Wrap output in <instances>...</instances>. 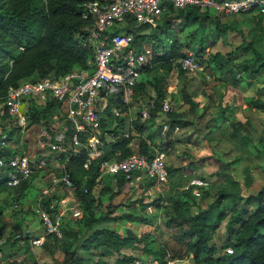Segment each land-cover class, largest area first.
I'll use <instances>...</instances> for the list:
<instances>
[{"label": "rangeland", "instance_id": "rangeland-1", "mask_svg": "<svg viewBox=\"0 0 264 264\" xmlns=\"http://www.w3.org/2000/svg\"><path fill=\"white\" fill-rule=\"evenodd\" d=\"M206 14L190 24L184 15L172 14L168 25H164L167 15H163L156 26L134 28V46L148 52V56L153 55L155 39L159 38L164 42V49L181 45L183 54L192 53L203 69L184 72L178 59L171 70L158 66L139 79L146 85V93L142 95L148 100L149 95L155 94L151 83L156 77L157 84L165 91L164 98L173 103L174 111L182 114L180 120L188 125L183 128L179 122L175 139L165 138L164 142L156 143V148L165 154L167 181L153 184L148 177L133 178L137 176L134 172L125 177L127 181L133 178V183L129 181L120 187L114 177L104 175L100 185L95 187L97 215L106 212L117 217L132 213L145 219L144 222L109 220L94 225V228L108 227L123 236L131 232L140 238L134 246L120 250L121 255L135 257L133 264H156L146 249L164 253L168 264L194 263L190 261L193 255L186 252L187 238L180 237L185 227L172 224L170 220L173 201L183 200V187L194 177L208 179L209 186L205 190L207 197L186 198L191 203V213L207 209L218 197L225 213L209 242L218 249L216 256L228 253L227 249L231 248L224 245L233 238L230 234L232 218L243 208L245 212L241 215L251 213L257 206L256 193L264 190V111L251 105L255 100L264 103V71L250 75L234 66L251 56V48L264 49V31L257 29L255 16L226 15L210 10ZM160 51L157 55L162 54ZM230 52L235 54L229 56ZM215 53L223 63L229 57L232 69L219 70L211 58ZM33 78H41L40 73ZM135 101L134 97L132 102ZM187 102L189 105L185 106ZM199 104L202 107L197 108ZM24 107L25 104L21 108ZM61 112L51 113L46 126L43 122L19 131L14 129L0 102V148L12 154H28L34 166L23 186L0 192L1 264H63L65 251L73 248L83 259L101 258L112 263L118 256L117 253L102 256L100 249L86 251L81 247L91 230L74 223L81 210L73 187L52 182L65 172L62 158L66 150L52 149L53 143L44 136L43 129L55 134L61 127L57 121L62 120ZM4 135L7 140L2 142ZM137 142L138 137L133 142V152H136ZM0 178H6L2 170ZM152 184L153 189L149 188ZM52 202L56 212L54 219L59 224L57 231L49 233L41 211ZM38 238H43V242L34 244L33 239Z\"/></svg>", "mask_w": 264, "mask_h": 264}, {"label": "trees", "instance_id": "trees-1", "mask_svg": "<svg viewBox=\"0 0 264 264\" xmlns=\"http://www.w3.org/2000/svg\"><path fill=\"white\" fill-rule=\"evenodd\" d=\"M89 1L93 0H0V102L3 103L9 88L17 86L24 79L35 80L33 76L37 73H40V77L52 72L56 76H60L69 72L75 66L91 71L87 62L92 59V49L84 46L87 21L81 17V6ZM206 12L198 8L170 10L164 13L165 16L167 15L164 25L168 23L169 16L172 14L176 17L184 15L186 22L190 24L198 18L206 16ZM255 17L257 29L264 31V14ZM155 41L153 58L143 68L142 74L149 73L158 66L171 70L174 62L178 59L181 60L185 55L181 51L182 46L179 44L164 49V42L161 39L156 38ZM159 50H161V55H157ZM228 54L232 56L235 53L230 52ZM211 58L219 70L224 67L230 70L233 67L229 57L224 60L225 63H223L222 58L218 59V53H215ZM234 66L237 70L245 71L250 75L264 71V49L260 51L254 47L251 48V56ZM157 81L158 79L155 77V80L151 83L155 89L154 97L151 98L154 101V107L150 110L148 121L156 118L157 112L161 111V101L165 95L164 89L159 87ZM134 92L136 93L135 96L141 95L143 97L142 94L146 93L144 82L141 83L138 80L134 86ZM251 105L264 111V103L260 100H255ZM117 106L123 111L126 105L119 101ZM60 110L62 111L60 104L51 98L46 101L45 105L32 106L28 113L26 127L43 122L46 123L44 125L46 126L49 115L53 112L59 113ZM190 110H193V106ZM166 115L171 122L165 134V137H168L176 124H179V122L186 124V122L185 120L184 122L181 121L180 115L175 111ZM137 119L133 123L137 132L141 134L144 132L145 127L140 125ZM121 120L122 118H120ZM102 126L103 118L101 117V128ZM161 127L159 125L158 132L152 135L145 138L141 135L138 137L139 152L149 155L154 152L152 142L158 134H161ZM14 129L17 130L15 125ZM72 133L73 129L70 126L62 143L63 150H66L64 151L66 156L62 158L65 172L61 176L66 175L68 177L73 187L74 196L79 202L81 213L78 215L79 217L74 218V223L83 224L91 230L81 247L86 251L100 249L102 250V256H109L113 253H117L118 256L112 263L101 258L83 259L76 255V249L73 248L65 251L63 264H132L135 257L121 255L120 250L134 246L137 241H140V238L131 232L123 236L108 227L94 228V225L109 220L144 222L145 219L132 213L117 217L106 212L97 215L95 203L98 201V197L94 195L93 189L95 179L100 172V162L110 159H123L130 155L133 150L129 144L135 136L118 137L110 143L109 149L103 152L101 158L94 160L88 168H85L86 151L79 149L75 152L72 148H69ZM87 135L88 133L80 134L79 140L84 143ZM52 141H54L53 138ZM0 154L12 153L0 148ZM60 154L62 155L63 151ZM115 176L119 186L126 181L120 173H116ZM26 182L24 181L18 187L23 186ZM18 187L8 186L6 178H0V192ZM205 192H203L201 198L207 197ZM223 195L226 196V194ZM190 196L193 197L189 192L184 191L183 200L173 201L174 211L170 220L172 224L185 227H183L180 237L187 238L186 252L193 255V264H264L263 189L256 193L257 206L251 213L247 216L241 215L245 212L243 208L237 216L232 218L230 234L233 238L232 240L229 239L230 241L224 245L225 247L230 246L232 252L227 253L225 251L218 256H216L218 249L214 245H209V242L213 231L217 229L219 222L225 218L224 210L220 206V198L218 197L212 201L207 209L192 214L189 210L191 203L186 200ZM46 208L48 207L46 206ZM146 251L154 257L156 264H168V258L164 253L151 249H146ZM2 258L3 251L0 247V264Z\"/></svg>", "mask_w": 264, "mask_h": 264}, {"label": "built area", "instance_id": "built-area-1", "mask_svg": "<svg viewBox=\"0 0 264 264\" xmlns=\"http://www.w3.org/2000/svg\"><path fill=\"white\" fill-rule=\"evenodd\" d=\"M213 11L226 15L258 16L264 14V0H93L82 4L81 17L87 21L84 46L92 49V59L87 62L88 69L73 67L69 72L56 76L53 72L32 80L24 79L17 86L9 88L3 101L5 112L19 131L26 128L28 113L32 106L45 105L48 99H54L62 107L60 129L52 135L43 129L44 136L52 141V149L62 148L66 133L71 126L70 137L72 150L86 151L84 167L88 168L102 157L105 143L101 128L99 106L100 94L110 88L127 105L134 97L140 105L139 118L148 121L153 100L135 96L134 86L138 82L143 68L150 63L153 55L134 46V28L140 25L156 26L164 13L170 10L193 9ZM184 72L202 70L201 64L192 53L185 54L180 60ZM25 104L24 109L22 105ZM61 111V110H60ZM174 111L173 103L166 98L161 101V114ZM57 116V115H56ZM61 122V123H60ZM169 123L162 122L161 135L166 134ZM88 133L85 142L79 135ZM6 140L5 135L1 138ZM165 154L154 148L149 155L139 151L132 152L123 159H110L100 162V174L120 173L128 177L134 172H144L153 184L167 181L168 170ZM28 154H0V170L5 172L8 186H19L33 173ZM53 184L63 183L70 186L66 175L53 179ZM209 180L194 177L183 189L195 198H201L208 189ZM42 210L41 219L47 225L49 233L57 231L55 205L48 203ZM80 213H78L79 215ZM77 215V216H78ZM43 242V238L33 239L34 244ZM229 253L232 252L228 248ZM133 264V263H132ZM140 264V263H139ZM146 264V263H145Z\"/></svg>", "mask_w": 264, "mask_h": 264}, {"label": "crops", "instance_id": "crops-1", "mask_svg": "<svg viewBox=\"0 0 264 264\" xmlns=\"http://www.w3.org/2000/svg\"><path fill=\"white\" fill-rule=\"evenodd\" d=\"M153 97H154V94L149 95L148 98H150V99H148V100H153V99H151ZM119 101H120V97L116 93H114L112 90H110V88H106L100 94L99 106H100V112H101L100 114H101V117L103 118L102 132L104 134L103 139H104V142L107 146V150L109 149L110 143L115 141L120 136L133 135V136H135V138H137L141 135V137L145 138L148 135H152V134L158 132L159 125L162 126L163 120L168 121L169 124L171 123L168 120L167 115H162L161 111L157 112L158 114H157L156 118L151 119L148 122L142 121L139 118V107H140V105L137 101H135L136 103H133L132 101L130 103H128L126 106H124L125 110H123V111L120 110L117 106V104H119ZM136 104L138 105V107L136 106ZM186 105H189V103L188 102L185 103V106ZM196 107L200 108L202 106H200V104H199V105H196ZM175 112L179 115L181 114V112L178 110L177 111L175 110ZM181 116H182V114H181ZM120 118H122L121 121H120ZM136 119L138 120L140 125H143L145 127L144 132L141 134H139L137 132V130L135 129V125H134L133 121ZM180 119H181V117H180ZM189 122H191V121H189ZM187 126L188 125L182 123L183 128H186ZM161 129H162V127H161ZM161 129H160V133H161ZM179 129H180L179 124H176L173 128L172 133H171L172 135L170 134L171 136L165 137L164 135L158 134L154 138V140L152 142V146L154 148H156V143H158L159 141H163L165 138L175 139V134H176V132L179 131ZM189 134H190V132L188 133V135ZM207 134H208V131H207ZM179 136H180V134H179ZM201 136L203 137L204 134L202 133ZM135 138L129 144L130 147L132 148V150H134V151H135V149L133 146L134 145L133 142H134ZM188 139L191 140V135L188 137ZM195 139H197V138L195 137ZM148 143H149V141H148ZM138 145H139V141L137 142L136 151H138V148H139ZM135 173L137 174V176H134L133 178L137 179L140 177L141 178L145 177V174H142L140 172H135ZM138 175H141V176L138 177ZM103 176L104 175L100 174V172H99V175L95 179V187H98L100 185V182H102L101 178ZM107 176L114 177L116 184L118 185L117 180H116L117 178H116L115 174H107ZM237 177L238 176H236V178ZM133 178L129 180L130 183L134 182ZM126 181H127V179H126ZM126 181L123 183V185H125L126 183L129 182V181H127V182ZM123 185H121V186H123ZM95 187L93 189L94 195H95V191H94ZM153 187L154 186L152 184V185H150L149 188L153 189ZM115 190L116 189H113V191H115ZM95 196H97V195H95Z\"/></svg>", "mask_w": 264, "mask_h": 264}, {"label": "water", "instance_id": "water-1", "mask_svg": "<svg viewBox=\"0 0 264 264\" xmlns=\"http://www.w3.org/2000/svg\"><path fill=\"white\" fill-rule=\"evenodd\" d=\"M102 147H103L104 151L106 152V151H107V146H106L105 143L102 145ZM190 261H191V262L194 261L192 257H191ZM185 263H186V262H185Z\"/></svg>", "mask_w": 264, "mask_h": 264}]
</instances>
